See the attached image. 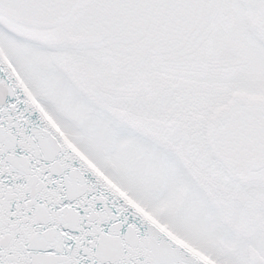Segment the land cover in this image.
<instances>
[{
    "label": "snow or ice",
    "instance_id": "1",
    "mask_svg": "<svg viewBox=\"0 0 264 264\" xmlns=\"http://www.w3.org/2000/svg\"><path fill=\"white\" fill-rule=\"evenodd\" d=\"M0 264H264V0H0Z\"/></svg>",
    "mask_w": 264,
    "mask_h": 264
}]
</instances>
